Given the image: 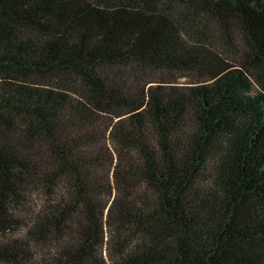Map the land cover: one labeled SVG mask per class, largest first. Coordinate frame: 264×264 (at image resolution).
<instances>
[{"label": "trees", "instance_id": "1", "mask_svg": "<svg viewBox=\"0 0 264 264\" xmlns=\"http://www.w3.org/2000/svg\"><path fill=\"white\" fill-rule=\"evenodd\" d=\"M0 264H264V0H0Z\"/></svg>", "mask_w": 264, "mask_h": 264}]
</instances>
